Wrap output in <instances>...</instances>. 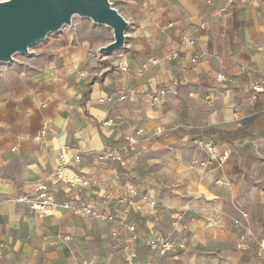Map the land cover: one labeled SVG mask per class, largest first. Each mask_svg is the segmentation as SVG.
Listing matches in <instances>:
<instances>
[{
	"label": "crops",
	"instance_id": "obj_1",
	"mask_svg": "<svg viewBox=\"0 0 264 264\" xmlns=\"http://www.w3.org/2000/svg\"><path fill=\"white\" fill-rule=\"evenodd\" d=\"M118 2L128 23L121 48L74 44L60 31L41 41L35 69L22 75L13 64L0 73L5 108L16 114L0 126V264H72L78 254L118 264L99 259L111 224L100 222L101 238L88 245L80 217L64 210L39 217L16 202L57 166L59 145L71 167L92 182L83 198L94 208L108 210L122 186H137L131 215L118 210L123 206L114 211L141 237L167 236L181 218L175 240L185 238L187 249L178 259L169 255V264L194 262L190 250L210 244L229 247L214 261L264 264L255 243L264 239V113H256L251 93L253 84L264 89V0ZM185 36L190 42L170 58ZM217 75L225 81L218 83ZM138 128L145 132L140 144L126 146ZM199 142L215 145V157ZM114 148L129 173L106 158ZM74 155L80 156L76 165ZM57 189L58 199L77 195ZM240 211L249 214L254 238L244 244L231 221ZM117 232L124 247L127 234ZM66 235L71 243L62 242Z\"/></svg>",
	"mask_w": 264,
	"mask_h": 264
},
{
	"label": "built area",
	"instance_id": "obj_2",
	"mask_svg": "<svg viewBox=\"0 0 264 264\" xmlns=\"http://www.w3.org/2000/svg\"><path fill=\"white\" fill-rule=\"evenodd\" d=\"M190 42L189 37H183L178 49L171 53L170 58L178 57L179 53L186 47L187 43ZM122 69L126 70V63H121ZM141 72V71H139ZM79 78H83L80 74ZM216 81L218 83H223L225 78L223 75H217ZM251 93L254 98L255 95L264 93L262 86L258 84H253L251 88ZM158 99L153 98L152 102ZM264 113V106L262 108ZM49 125L45 122L42 126V131H45ZM145 132L142 128L135 130L134 134L125 138L124 143L126 146H136L140 144V140L143 139ZM202 144L205 152L211 156L215 157L216 147L212 144H207L204 142H199ZM58 163L57 166L47 175L45 181L36 182L33 185L32 195L23 194L17 197L16 202L23 203L28 212L35 214L39 217H47L56 214L59 211H66L73 217H88L94 221L108 223L113 226L111 229V236H117V229H123L128 237L127 243L123 247L125 254L124 262L125 264H167V258L172 257L173 259H178V251H185L187 249L186 245L175 240V235L179 232L178 226L180 224L181 218H177L172 224L170 233L167 236L150 235L141 237L134 225L130 224L127 220L119 219L114 211V208L119 206L132 207L135 205L136 200L139 198V191L136 185L126 184L122 186V194L114 199L111 207L108 210H99L94 208L93 205L84 202V198L80 195L82 193L88 192L92 187V182L90 179L85 177L83 174L75 171L71 165L70 161L65 155V146L59 145ZM108 157H110L114 162L118 163L120 166H125L126 162L123 159V155L120 149L114 148L110 151ZM227 153H224L219 160L221 162L227 159ZM72 162L76 165L80 162V156L74 155L72 157ZM65 187L67 190L74 191L77 195L75 198H62L58 199L55 195L58 193L59 189L57 187ZM150 206L153 208L155 203L153 201L149 202ZM189 209V208H187ZM233 225L239 230V239L241 244H244V239L246 237L253 236L249 228V214L245 211H240L238 218H231ZM63 243H67L70 240V236H63L61 238ZM139 243L147 252V258L145 260H139L137 252L133 244ZM257 245V254L264 257V239L255 242ZM170 255V256H169ZM176 264H191L183 263L179 260ZM94 259H82L79 262L72 259V264H96Z\"/></svg>",
	"mask_w": 264,
	"mask_h": 264
},
{
	"label": "water",
	"instance_id": "obj_3",
	"mask_svg": "<svg viewBox=\"0 0 264 264\" xmlns=\"http://www.w3.org/2000/svg\"><path fill=\"white\" fill-rule=\"evenodd\" d=\"M74 16L111 29L113 40L103 52L125 43L127 21L109 0H3L0 1V64L16 54H27L31 46L50 34L70 26Z\"/></svg>",
	"mask_w": 264,
	"mask_h": 264
},
{
	"label": "rangeland",
	"instance_id": "obj_4",
	"mask_svg": "<svg viewBox=\"0 0 264 264\" xmlns=\"http://www.w3.org/2000/svg\"><path fill=\"white\" fill-rule=\"evenodd\" d=\"M3 1V0H0ZM111 6L116 9L117 11L120 10L119 2L118 0H109ZM120 14V13H119ZM61 32L69 33L71 36V41L74 44H80L81 42H89L90 45H92L94 48H100L106 46L108 43H110L113 40L112 31L110 28L98 25L93 23L88 18H81V17H74L72 19L71 25L66 26L61 30ZM58 33L54 34L53 36H57ZM42 42H39L33 46L30 47L29 52L27 54H16L13 56V59L9 63H1L0 64V73L5 69L6 67H12L13 64H16L15 67H19V69L23 72L22 75L26 73V71L35 69V63L33 62V57L35 56L36 50L41 47ZM1 85V84H0ZM3 86H0V126L2 123L5 122L3 118L7 116H15L16 114L9 113L5 108V100H3ZM21 91V90H20ZM33 102L29 101L26 103V106L28 109H31L33 105L31 104ZM35 103V102H34ZM35 105L41 107L37 102ZM22 111V110H21ZM25 114H17L18 120L21 117H24ZM2 121V122H1ZM129 147V146H128ZM108 159H111L110 157H106ZM105 158V159H106ZM124 159V157H123ZM125 160V159H124ZM126 162V161H125ZM120 168H123V173H129V169H127V164L125 166H120ZM124 175V174H123ZM82 198L85 196L84 193L80 195ZM117 209V208H116ZM120 211L126 210V215H131L130 209L127 206H123V209H118ZM79 222L83 225V227H86L89 232V236L86 239V242L84 244L92 245V241L95 239V241H98L97 238H101V224L100 222H96L88 217L79 219ZM118 238V233L116 237L111 236V241L108 243V245L105 246L107 248L106 251H99V259L106 261V257L110 259L112 262H117L118 264H125L124 258L125 254L122 252V241H120ZM179 238V237H178ZM181 242L187 244L188 241L185 238H179ZM72 239L70 237L69 242L71 243ZM82 244V245H84ZM137 252V256L139 260H145V253L142 250L143 248H139L138 246H134ZM229 247L227 246H220V245H214L210 244V246L203 245L202 247H193L190 250V254H193L197 256L194 259V262H191V264H224L222 261H214L215 259L219 260V254L222 253L225 249ZM84 255L78 254L75 256L76 262H79L80 260L84 259ZM100 261V260H99ZM193 261V260H192ZM97 264V263H96ZM98 264H102L98 262ZM169 264V262H167Z\"/></svg>",
	"mask_w": 264,
	"mask_h": 264
},
{
	"label": "trees",
	"instance_id": "obj_5",
	"mask_svg": "<svg viewBox=\"0 0 264 264\" xmlns=\"http://www.w3.org/2000/svg\"><path fill=\"white\" fill-rule=\"evenodd\" d=\"M245 80H246V84H250V80L251 77L249 74L245 75ZM252 88V87H251ZM253 102H254V109L256 110V113H261L262 112V108L264 106V93L261 94H257L254 96L253 98ZM254 119L251 117L245 119V123H251Z\"/></svg>",
	"mask_w": 264,
	"mask_h": 264
},
{
	"label": "bare ground",
	"instance_id": "obj_6",
	"mask_svg": "<svg viewBox=\"0 0 264 264\" xmlns=\"http://www.w3.org/2000/svg\"><path fill=\"white\" fill-rule=\"evenodd\" d=\"M74 17H76V16H74ZM74 17H73V18H74Z\"/></svg>",
	"mask_w": 264,
	"mask_h": 264
}]
</instances>
